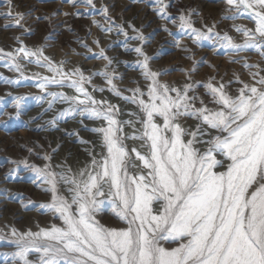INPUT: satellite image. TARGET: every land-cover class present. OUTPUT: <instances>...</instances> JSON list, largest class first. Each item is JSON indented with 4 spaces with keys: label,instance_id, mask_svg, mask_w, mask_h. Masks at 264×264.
I'll return each instance as SVG.
<instances>
[{
    "label": "snow or ice",
    "instance_id": "1",
    "mask_svg": "<svg viewBox=\"0 0 264 264\" xmlns=\"http://www.w3.org/2000/svg\"><path fill=\"white\" fill-rule=\"evenodd\" d=\"M87 3L92 4V0ZM157 3V11L167 16L170 5L164 0ZM226 3L237 14L247 13L255 27L234 26L245 37L242 44L234 43L227 34L215 36L225 42V47L256 48L264 56V0ZM17 17L16 26H22L23 14ZM178 19L181 29L191 30L193 42L213 38L211 28L205 32L192 26L190 13ZM134 51L143 56L136 63L150 81L147 99L140 88L131 89V97H123L137 104L142 113L139 135L121 134L122 123L132 121H118V108L96 101L83 87L85 77L80 69L73 70L80 79L71 80L67 72L49 63L60 80L37 77L42 90L49 84H62L68 77L70 86L81 95H49L83 106L65 112L78 111L89 118L103 119L107 125L92 129L101 134L103 151L99 159L92 157L90 167L72 173L71 169L53 171L50 163L42 168L32 166L49 185L45 191L51 193V201L41 207L58 215L62 223L36 232L18 233L12 228L17 249L11 253L14 260L17 264H264V76L252 73L254 80L259 79L244 84L235 96L227 93L223 84L206 83L204 87L216 107L209 108L201 101L202 106L196 108L195 97L188 95L192 84L179 88L161 83V73L149 67L150 58L139 47ZM17 52L23 54L22 58L35 57L37 63L41 58L49 61L42 49L21 47ZM0 56L12 60L17 70L21 67L13 52L0 49ZM99 75L107 78L115 95L122 96L113 84L115 74L105 71ZM15 99L19 107L23 97ZM181 117H195L200 123L195 131H189L180 123ZM205 136L210 139H203ZM129 138L143 141L140 147L146 151L135 147L129 150L124 143ZM130 152L142 164L139 172H130L136 168ZM61 183L68 186V195L61 194ZM105 200L111 201L124 226H108L96 219ZM163 242L176 246L166 247ZM33 254L36 260L29 259Z\"/></svg>",
    "mask_w": 264,
    "mask_h": 264
},
{
    "label": "rangeland",
    "instance_id": "2",
    "mask_svg": "<svg viewBox=\"0 0 264 264\" xmlns=\"http://www.w3.org/2000/svg\"><path fill=\"white\" fill-rule=\"evenodd\" d=\"M164 3L170 5L167 16L157 11L160 7L157 0H92V4L87 0H0V49L16 54V62L21 66L17 70L12 60L0 56V237H3L0 238V264H17L11 255L17 250L12 242L15 239L12 228L18 233L36 232L62 223L58 215L41 207L51 201V193L45 191L49 185L32 166L42 168L50 163L53 171L71 169L76 173L90 167L92 157L99 159L103 151L102 136L92 129L104 127L107 122L78 111L65 112L83 106L62 96L49 95H81L70 86L68 79H80L78 74H73L74 69L82 71L83 87L96 101H106L118 108L115 112L118 121H132L122 123L121 134L126 137L139 135L142 113L137 104L123 97H131L130 90L140 88L147 99L150 83L136 63L143 60L134 51L137 47L150 58L151 70L161 73L158 77L161 83L179 88L186 83L193 85L188 95L195 97L196 108L202 106L201 101L209 108L216 107L204 87L206 83L223 84L224 90L235 96L244 84L251 85L259 79L254 80L252 73L264 76V56L259 49L225 47V42L215 36V33L220 37L227 34L234 43L242 44L245 37L234 26L253 29L254 22L247 13L237 14L226 0H164ZM18 13L23 14L22 26L15 24ZM189 13L194 28L205 32L212 29V39L193 42L191 30L179 27V16ZM135 36L143 38L132 39ZM21 47L32 51L42 49L49 61L41 58L37 63L35 57L22 58L23 54L17 52ZM49 63L67 72L68 77L62 84H49L42 90L37 77L61 78L49 69ZM105 71L115 74L113 84L122 96L115 95L107 78L99 75ZM88 77L91 82H87ZM18 96L23 97L19 107L15 99ZM61 112L65 114L60 115ZM180 123L195 131L200 121L195 117H181ZM203 127L216 134L206 125ZM124 143L129 150L135 147L142 153L146 151L140 147L141 140L129 138ZM130 155L136 164L130 172H139L141 162L135 159L134 153ZM45 156L51 159L45 160ZM67 187L58 184L63 195H68ZM96 219L108 226H124L109 200L101 205ZM163 243L166 247L176 246L173 242ZM36 258L35 254L29 257Z\"/></svg>",
    "mask_w": 264,
    "mask_h": 264
},
{
    "label": "bare ground",
    "instance_id": "3",
    "mask_svg": "<svg viewBox=\"0 0 264 264\" xmlns=\"http://www.w3.org/2000/svg\"><path fill=\"white\" fill-rule=\"evenodd\" d=\"M18 186V185H17Z\"/></svg>",
    "mask_w": 264,
    "mask_h": 264
}]
</instances>
